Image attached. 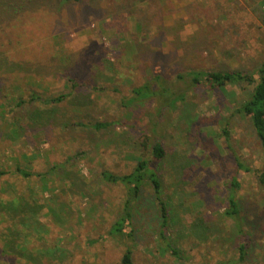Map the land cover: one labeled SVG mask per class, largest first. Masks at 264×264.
<instances>
[{
	"label": "rangeland",
	"instance_id": "374dc122",
	"mask_svg": "<svg viewBox=\"0 0 264 264\" xmlns=\"http://www.w3.org/2000/svg\"><path fill=\"white\" fill-rule=\"evenodd\" d=\"M43 5L44 12L29 17L13 7L3 22L9 24L0 23V197L22 195L35 210H21L27 225L18 226L11 211L0 213V264H120L127 248L132 264L234 257L235 236L224 215L233 174L251 240L242 264H264V187L254 172L264 167V151L247 117L235 111L254 83L210 88L187 81L192 71L251 73L263 64L264 0ZM145 84L165 85L181 97L173 106L168 95L164 102L135 98L134 89ZM19 94L26 101L16 105L11 97ZM97 122L109 125L97 129ZM154 139L166 152L152 165L176 255L155 239L160 217L148 184L134 202L133 238L108 234L126 190L103 172L129 173ZM235 157L250 171L238 169ZM16 166L43 177L24 178Z\"/></svg>",
	"mask_w": 264,
	"mask_h": 264
},
{
	"label": "trees",
	"instance_id": "16d2710c",
	"mask_svg": "<svg viewBox=\"0 0 264 264\" xmlns=\"http://www.w3.org/2000/svg\"><path fill=\"white\" fill-rule=\"evenodd\" d=\"M10 2H5L0 0V23L2 26H7L3 24L4 21L8 20L5 15L10 14V9L17 7L18 11L26 12L24 15L27 17L35 15L39 11H43V4L50 3V0H9ZM24 1V2H23ZM38 1V2H37ZM69 1V0H66ZM79 1V0H71ZM34 2L39 3L34 6V8H29V4ZM29 11V12H27ZM38 11V12H37ZM19 12V13H20ZM42 12V13H43ZM14 17V16H13ZM12 17V18H13ZM11 23H19L21 20H16ZM11 20V18L9 19ZM2 28V27H1ZM2 51V50H0ZM179 78H183L179 76ZM188 83L193 86H207L210 88L222 87L226 84H239L243 82L254 83L253 88L249 96L244 99L240 105L236 108V113L242 114L247 117L249 124L258 139L262 150L264 151V62L262 65L258 66L253 72H243L238 70H215V71H192L188 73ZM187 83V85H188ZM188 85V86H189ZM135 98L144 99L152 96L160 98L161 102L165 100V96L170 97V101L167 105L173 106L180 95L172 93V90L165 86L159 84L156 88H151L149 85H143L137 89H134ZM62 96L56 98H50L48 101L53 102L59 100ZM12 100L15 99L16 105L24 104L26 100L22 98V95H16ZM165 106V105H162ZM109 122H97L94 127L97 129L106 127ZM15 131V130H14ZM222 133L227 141L229 138V133L226 128L222 129ZM162 143L154 139L151 143L149 155L147 157H142L137 160V163L132 168L129 173L122 174L120 176H115L110 172H103V177L106 181L112 183H119L125 187V198L122 202L121 210L118 215L111 221L108 234L111 236L124 237L126 239H132L134 234L133 228V206L136 201L140 190L146 184L150 185L152 188V193L157 204V210L160 217V224L155 230V239L160 243L162 251H168L172 255H176L178 252L170 243L172 226L170 224V214L166 204L165 198L161 194V180L158 172L153 167V163H158L161 161L165 153ZM235 164L238 169L244 171H250L239 157H235ZM255 172V179L257 183L264 187V167L260 168ZM15 173L19 174L24 178H28L32 175H37L41 179L43 177L40 173H34L30 168L16 166ZM5 174L4 170H0V176ZM240 188V181L236 174L231 175L227 182V206L224 208V215L231 220V232L235 236L236 241V255L234 257H223L216 260L215 264H242L248 255L250 248V236H248L247 230L244 228L243 219L240 215L239 203L236 196L237 190ZM1 198V197H0ZM22 195H17L13 197L10 201L6 202L0 199V213L11 211L8 213V217L13 225H27L25 216H19L20 211H25L28 208L29 211H35L31 204L25 203ZM19 206V207H18ZM17 249V247H15ZM14 248V249H15ZM120 264H132L131 250L127 248L121 257Z\"/></svg>",
	"mask_w": 264,
	"mask_h": 264
},
{
	"label": "clouds",
	"instance_id": "9594fccd",
	"mask_svg": "<svg viewBox=\"0 0 264 264\" xmlns=\"http://www.w3.org/2000/svg\"><path fill=\"white\" fill-rule=\"evenodd\" d=\"M84 175L87 176V170H85Z\"/></svg>",
	"mask_w": 264,
	"mask_h": 264
}]
</instances>
